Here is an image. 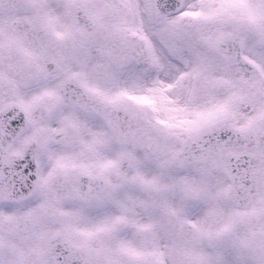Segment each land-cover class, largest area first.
<instances>
[{
	"label": "snow or ice",
	"instance_id": "1",
	"mask_svg": "<svg viewBox=\"0 0 264 264\" xmlns=\"http://www.w3.org/2000/svg\"><path fill=\"white\" fill-rule=\"evenodd\" d=\"M0 264H264V0H0Z\"/></svg>",
	"mask_w": 264,
	"mask_h": 264
}]
</instances>
